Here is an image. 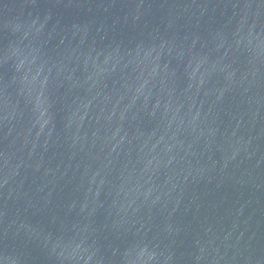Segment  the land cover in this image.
<instances>
[{"label": "water", "instance_id": "1", "mask_svg": "<svg viewBox=\"0 0 264 264\" xmlns=\"http://www.w3.org/2000/svg\"><path fill=\"white\" fill-rule=\"evenodd\" d=\"M0 264H264V0H0Z\"/></svg>", "mask_w": 264, "mask_h": 264}]
</instances>
